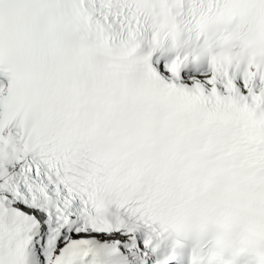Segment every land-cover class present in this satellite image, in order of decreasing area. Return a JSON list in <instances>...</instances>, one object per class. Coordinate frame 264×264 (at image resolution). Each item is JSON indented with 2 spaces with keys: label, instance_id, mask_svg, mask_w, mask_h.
<instances>
[{
  "label": "snow or ice",
  "instance_id": "snow-or-ice-1",
  "mask_svg": "<svg viewBox=\"0 0 264 264\" xmlns=\"http://www.w3.org/2000/svg\"><path fill=\"white\" fill-rule=\"evenodd\" d=\"M156 2L0 0V264H117L141 227L245 215L238 242L264 255V122L165 83L121 7Z\"/></svg>",
  "mask_w": 264,
  "mask_h": 264
},
{
  "label": "clouds",
  "instance_id": "clouds-1",
  "mask_svg": "<svg viewBox=\"0 0 264 264\" xmlns=\"http://www.w3.org/2000/svg\"><path fill=\"white\" fill-rule=\"evenodd\" d=\"M121 7L153 27L151 54L173 56L170 65L180 73L205 64L211 72L215 62L211 78L233 91L218 88L214 96L197 83L191 89L199 85L206 107L246 110L264 122V0H157L143 11L135 3ZM260 223V217L245 215L205 231L193 224L182 233H168L165 241L177 256L187 252L189 264H264V255L252 254L238 242L250 225Z\"/></svg>",
  "mask_w": 264,
  "mask_h": 264
},
{
  "label": "bare ground",
  "instance_id": "bare-ground-1",
  "mask_svg": "<svg viewBox=\"0 0 264 264\" xmlns=\"http://www.w3.org/2000/svg\"><path fill=\"white\" fill-rule=\"evenodd\" d=\"M124 239H127V238L125 237ZM135 241H136V243L139 244V246H140V241L138 240V238H137L136 235H135ZM107 243H108V245H112V246H113V242L109 241V242H107ZM122 246H124L123 243H121V244L119 245V247L123 248ZM141 247H142V246H141Z\"/></svg>",
  "mask_w": 264,
  "mask_h": 264
},
{
  "label": "rangeland",
  "instance_id": "rangeland-1",
  "mask_svg": "<svg viewBox=\"0 0 264 264\" xmlns=\"http://www.w3.org/2000/svg\"><path fill=\"white\" fill-rule=\"evenodd\" d=\"M135 257L147 259L146 253H143V252L136 254Z\"/></svg>",
  "mask_w": 264,
  "mask_h": 264
}]
</instances>
